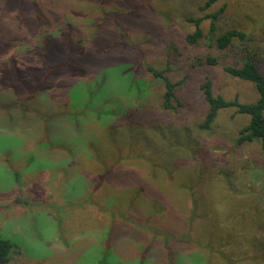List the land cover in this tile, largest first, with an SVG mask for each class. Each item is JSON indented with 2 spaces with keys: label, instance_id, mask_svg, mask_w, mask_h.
Wrapping results in <instances>:
<instances>
[{
  "label": "rangeland",
  "instance_id": "obj_1",
  "mask_svg": "<svg viewBox=\"0 0 264 264\" xmlns=\"http://www.w3.org/2000/svg\"><path fill=\"white\" fill-rule=\"evenodd\" d=\"M129 1L0 0V234L19 246L0 264H139L147 246L145 264H168L171 247L178 264H264L262 250L240 251L257 225L264 228V149L236 140L249 116L223 108L209 128L200 126L206 77L227 99H257L255 84L224 66L244 55L264 72V0L210 7L227 3L218 33L249 36L217 65L199 60L219 54L209 19L198 43L186 40L195 29L187 17L204 14L207 0H154L151 17L141 4L148 0ZM69 23L86 40L66 55ZM43 30L47 45L36 36ZM125 54L183 78L181 105L165 108L163 81L144 63L134 71ZM40 88V99L25 102ZM50 110L67 116L42 123ZM194 219L214 250L172 238L185 236ZM232 229L235 243L222 244L217 238L230 241Z\"/></svg>",
  "mask_w": 264,
  "mask_h": 264
},
{
  "label": "trees",
  "instance_id": "obj_2",
  "mask_svg": "<svg viewBox=\"0 0 264 264\" xmlns=\"http://www.w3.org/2000/svg\"><path fill=\"white\" fill-rule=\"evenodd\" d=\"M133 1L134 0H130L129 3ZM153 1L154 0H148L147 2L143 4L139 0V2L142 5H146L149 17L156 14ZM215 1L216 0H207L206 3L203 6H201L200 9L204 12V14H202L201 16H188L187 17V20L194 23L195 25L194 31L190 32L186 36V40L189 44H196L205 36V33L203 31L201 24L205 19H209L210 21L208 36L209 38L212 39V45L216 47L219 54L216 53L217 55H214L213 52L207 51V53L204 54L203 56L202 55L199 56V60L201 61V63H205L208 65L219 64L221 61V58L219 56H221V54H227L228 51L230 50H236V48H238L237 46L240 45L236 43L237 39H239L241 44H244V47H246L245 45L247 43L246 41L249 40L248 33L241 29L228 28L222 32H219V33L217 32L218 22L221 19L222 14L226 10L227 3H224L221 7H218V9L214 11H210L211 10L210 7L213 5ZM129 12H132V11H127V13ZM77 28H78V23H74V25L69 23L68 33L66 35L67 42L65 45L67 46V48L64 49L65 50L64 52L66 53V55L71 54L67 51L70 48L73 50L81 49L84 40H86L82 34H78L76 32ZM38 34H43L41 38L43 39L44 44L47 45L51 38V35H47V33H45V30L41 32H37L36 36H39ZM61 35L64 36L63 33H61ZM125 56L127 59L123 61H131L135 64V67H133L134 71L137 68L138 63H144L138 58L133 57L132 54H125ZM242 57L243 58L240 63L225 64L224 69L227 73L231 74L234 77L253 82L258 91L257 99L254 101H248V102H242L239 100L238 97H235L233 99H227L221 94L214 93L213 81L210 77H206V79L201 84V89L203 91L204 98L209 105V109L205 115L204 121L200 124V126L203 128H209L221 109L229 108V107H236L238 112L247 114L249 116L248 122L245 125H243L238 131V136L236 138L237 143L241 144L244 142L257 141L261 144V147L264 149V72L259 67V65H257L248 56L243 55ZM63 58L64 57H62L61 63L64 64ZM144 66L156 78L163 81V84L165 87L164 92H163L164 107L167 109H176L177 105H181V100L178 96L177 88L183 85L184 79L181 78L178 80H172V78H170L169 75L167 74V71L170 69L169 66L165 68H160V69L154 67L153 65L146 64V63H144ZM46 80L47 78L45 79V81ZM38 91H41V93L36 94L34 98L32 99H25V102L29 103L30 101V103L32 104L34 99L37 98V95L41 98V95L44 94V91H42L41 88L38 89ZM40 98H37V99H40ZM50 115L55 116V120L56 119L62 120V119H65V116H67L66 112H54V110H50L47 114L46 113L42 114V118H40V121L42 123L46 122L47 118ZM47 137L48 136L45 135V136L38 138V140L39 142H43L46 140ZM23 200L25 199L23 198L15 199V201L17 202H21ZM192 214H193L192 217H194V215H196L197 213L194 210ZM190 225L192 226V228L190 229V231L187 232V234H185V236L174 235L172 238H176V240L180 242L187 241L188 243L193 245L192 249L194 250L196 249L199 251L214 250L215 247L213 246V242L211 239L208 241H204V234L207 232L206 228H203V226H201L200 223L195 221V219L192 222H190ZM118 229L119 228L117 226L116 227L114 226L112 228L113 233L110 235V237L113 238L116 235ZM261 229L263 230V233L260 235L256 231L258 230L260 232ZM233 234L234 233L232 229L227 235V238L230 241H224V238H217V239H220L222 244L226 242V244L230 245V244L235 243L233 240ZM167 236H169L168 233H165L164 237H166V239L164 240H166V242L169 241V239H167L168 238ZM248 239L250 240L251 244L246 245V247L243 250H240L241 252L246 253V252L252 251L253 253L255 252V249L257 248L256 252H258V250H262V253H264V228L261 225H257L255 227V232H253V235H251ZM213 241L215 240L213 239ZM107 244L112 245V242H108ZM240 246L241 245L239 244V248ZM236 247H238V245H236ZM18 248H19L18 244L14 242L13 239L9 237L8 238L3 237L0 234V263L9 262L12 258L11 254L15 252ZM151 248L153 247L147 246L145 248L142 258L140 259L141 262L140 261H139L140 263L138 262L139 264H145V262L142 260L143 259L145 260L149 252L148 250ZM220 251L223 252L222 250ZM168 255H169L168 264H178V261L180 260V256H181L178 249L174 250L171 247L169 249ZM162 256L163 255L161 254V252H159L158 260L162 259ZM226 260L228 264H234L233 260L228 259V258Z\"/></svg>",
  "mask_w": 264,
  "mask_h": 264
}]
</instances>
